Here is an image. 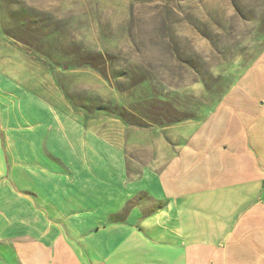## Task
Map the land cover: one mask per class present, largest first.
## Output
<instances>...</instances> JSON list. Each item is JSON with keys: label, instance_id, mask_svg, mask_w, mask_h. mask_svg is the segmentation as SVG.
Here are the masks:
<instances>
[{"label": "crops", "instance_id": "1", "mask_svg": "<svg viewBox=\"0 0 264 264\" xmlns=\"http://www.w3.org/2000/svg\"><path fill=\"white\" fill-rule=\"evenodd\" d=\"M8 65L0 264H264V55L208 114L157 131L145 165L125 131L60 115Z\"/></svg>", "mask_w": 264, "mask_h": 264}, {"label": "rangeland", "instance_id": "2", "mask_svg": "<svg viewBox=\"0 0 264 264\" xmlns=\"http://www.w3.org/2000/svg\"><path fill=\"white\" fill-rule=\"evenodd\" d=\"M262 29L264 0H0V63L60 115L125 131L145 165L157 131L208 114L262 59Z\"/></svg>", "mask_w": 264, "mask_h": 264}, {"label": "trees", "instance_id": "3", "mask_svg": "<svg viewBox=\"0 0 264 264\" xmlns=\"http://www.w3.org/2000/svg\"><path fill=\"white\" fill-rule=\"evenodd\" d=\"M262 30H264V29H262ZM262 32H263V31H262ZM260 34H261V32H260ZM263 34H264V33H263ZM263 36H264V35H263ZM259 41L261 42V40H259ZM262 47H263V46H262ZM258 54H259V51H258ZM132 203H133V202H132ZM132 203H129V204H128L127 208L125 209V212H126V213L129 212V209H130ZM125 212H124V213H125ZM126 213H125V214H126ZM125 214H124V215H125Z\"/></svg>", "mask_w": 264, "mask_h": 264}]
</instances>
